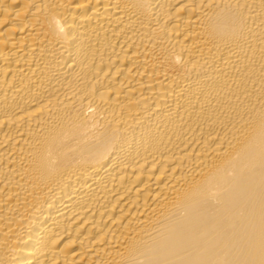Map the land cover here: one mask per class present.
<instances>
[{
    "label": "bare ground",
    "instance_id": "1",
    "mask_svg": "<svg viewBox=\"0 0 264 264\" xmlns=\"http://www.w3.org/2000/svg\"><path fill=\"white\" fill-rule=\"evenodd\" d=\"M0 264H264V0H0Z\"/></svg>",
    "mask_w": 264,
    "mask_h": 264
}]
</instances>
